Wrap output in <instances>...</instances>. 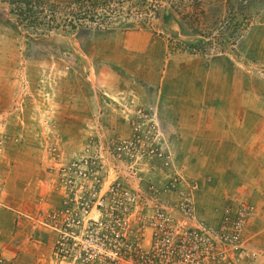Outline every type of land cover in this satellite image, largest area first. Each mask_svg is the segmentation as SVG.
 <instances>
[{"label": "rangeland", "instance_id": "374dc122", "mask_svg": "<svg viewBox=\"0 0 264 264\" xmlns=\"http://www.w3.org/2000/svg\"><path fill=\"white\" fill-rule=\"evenodd\" d=\"M157 2L145 20L123 4L133 28L71 29L62 13L56 26L21 22L0 0V264H129L148 233L144 206L124 211L117 200L138 191L156 202L152 187L170 202L173 176L194 186L196 215L209 223L222 203L246 199L247 264H264L249 149L212 144L221 126L235 124L241 141L244 125L264 124V0ZM172 5L197 15L181 19ZM167 38L210 43L190 53Z\"/></svg>", "mask_w": 264, "mask_h": 264}, {"label": "built area", "instance_id": "2783aa9c", "mask_svg": "<svg viewBox=\"0 0 264 264\" xmlns=\"http://www.w3.org/2000/svg\"><path fill=\"white\" fill-rule=\"evenodd\" d=\"M134 142L135 134L129 141L116 142V149L124 150ZM193 189V185L173 176L168 189L164 190L171 191L170 202L155 196L161 191L152 187H148L147 193L153 195L156 202H149L151 198L141 197L138 191L121 192L117 204L124 211L130 205L136 208L137 203L144 206L139 218L148 230L146 236L142 234L141 240L134 243L135 257L132 261L126 260L129 264L248 263L241 235L245 222L252 216L250 204L242 199H229L222 204L213 223H209L196 215Z\"/></svg>", "mask_w": 264, "mask_h": 264}, {"label": "trees", "instance_id": "16d2710c", "mask_svg": "<svg viewBox=\"0 0 264 264\" xmlns=\"http://www.w3.org/2000/svg\"><path fill=\"white\" fill-rule=\"evenodd\" d=\"M149 1L151 0H71L62 4L49 2L48 0H7V3L15 6V9H11V12H13L21 22L30 23L42 18L45 19L49 27L52 25L56 26V24H54L57 18L56 14L62 13V15L64 14V19L67 18L69 27L74 29L77 25L85 24V22L94 23V25L99 27L133 28L135 21L127 20L131 11L127 8V11L123 12V4L128 3L129 6L136 5L137 8L132 9V13L135 14L137 20H141L142 16V20H145L146 14H151L155 17L158 16V0H152L150 3ZM196 5L197 4H194L192 6L195 7ZM172 7L173 11L176 12L181 19H185V17L189 15V17H191L190 19L194 20L197 15L195 12L182 13V11L174 5H172ZM123 13L126 15L121 18V14ZM141 13H143V15H141ZM199 13H202V11L199 10ZM245 20V17L242 16L240 21L236 22L235 26L231 28L229 34L230 32L235 33L236 26L243 27L246 25L247 21ZM192 32L193 34L200 35L197 31L192 30ZM167 42L169 44H177L181 49L186 48L187 50H191L190 53H202V48L210 43L209 41L202 43L201 40H198L196 44L182 45V43H178L177 41L173 42L169 38H167Z\"/></svg>", "mask_w": 264, "mask_h": 264}, {"label": "crops", "instance_id": "0c3cea01", "mask_svg": "<svg viewBox=\"0 0 264 264\" xmlns=\"http://www.w3.org/2000/svg\"><path fill=\"white\" fill-rule=\"evenodd\" d=\"M172 56L168 54V56L165 57V61H173L174 59L172 58ZM235 128V124H227L226 126H221L218 129H214V131L216 132L214 133L216 134V138L212 144L228 146L240 145L244 146V148L247 150L249 149L248 161H250V166H248L245 171L249 172L248 175L251 179L252 186L248 189V194L255 195V197L258 196V204H260V207L264 209V124L262 125L260 123V127L254 128L251 125H249L248 127L244 125V136L241 141H236L235 138L230 136L231 131H234ZM238 129H241V127ZM255 149L257 150L255 151ZM222 204L218 207L217 213L220 210ZM253 207L255 206L253 205L252 208ZM260 218L264 221V215H262Z\"/></svg>", "mask_w": 264, "mask_h": 264}]
</instances>
